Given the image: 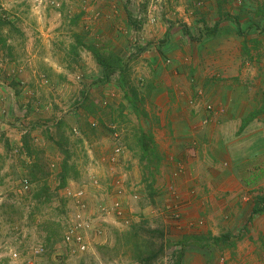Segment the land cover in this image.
Returning a JSON list of instances; mask_svg holds the SVG:
<instances>
[{
    "label": "rangeland",
    "instance_id": "374dc122",
    "mask_svg": "<svg viewBox=\"0 0 264 264\" xmlns=\"http://www.w3.org/2000/svg\"><path fill=\"white\" fill-rule=\"evenodd\" d=\"M213 21L264 35V0H0V264H138L117 240L134 227L163 233L153 264L203 246L197 231L182 233L196 210L184 211L179 184L166 186L170 120L189 97L210 100L234 78L258 94L255 116L264 113V44L248 75L196 85L179 72ZM133 160L141 194L121 177ZM80 204L102 233L88 232L81 253L56 254Z\"/></svg>",
    "mask_w": 264,
    "mask_h": 264
},
{
    "label": "crops",
    "instance_id": "0c3cea01",
    "mask_svg": "<svg viewBox=\"0 0 264 264\" xmlns=\"http://www.w3.org/2000/svg\"><path fill=\"white\" fill-rule=\"evenodd\" d=\"M213 22L212 35L204 34L193 50L188 49L190 66L179 67V72L186 71L196 85H206L210 81L208 75L214 73H246L257 64L255 49L264 44V35L253 34L252 27L248 28L249 34L240 36L235 21ZM233 80L224 86L226 89L213 86V92H222V96L215 97L212 92L210 100L202 101L189 97L184 114L170 120L173 124L167 135L173 138V144H169L172 153L165 161L166 186L179 184L183 190L180 193L188 199L183 204L184 211L197 212L196 217L188 214L182 233L197 231L199 236H219L228 232L231 241L235 240L229 248L216 243L204 247L189 245L180 264H264V210L248 221L254 202L264 191V187L260 188L264 185V113L253 115L258 94L251 96L248 86ZM196 89L193 94L197 96L202 88ZM207 104L213 110H207ZM140 174L133 160V165L121 175L126 187L130 181L140 189L138 194L143 190ZM128 192L124 194L126 199H130ZM172 194L169 192L171 197ZM245 224L246 232H240Z\"/></svg>",
    "mask_w": 264,
    "mask_h": 264
},
{
    "label": "trees",
    "instance_id": "16d2710c",
    "mask_svg": "<svg viewBox=\"0 0 264 264\" xmlns=\"http://www.w3.org/2000/svg\"><path fill=\"white\" fill-rule=\"evenodd\" d=\"M255 115V113H254ZM147 158V155L144 157ZM63 177H61V181L64 182ZM63 186V185H62ZM264 210V192L259 194L257 197V201L254 202V205L251 210L250 217L248 221H251L254 216ZM246 232V224L243 225L240 229V232ZM233 236V235H232ZM163 238V233L157 229H145L140 227H134L129 231H125L122 233L121 237L117 240L125 241L131 245V251L133 253V258L138 264H153L159 257L164 254V245L161 239ZM193 238V237H192ZM197 239H201L203 242V246L200 244H196V246L204 247L208 246L207 244H219V246L224 245L229 248L232 246L233 241H231L230 233L226 232L219 236H212L210 233L204 236L197 237ZM199 240V242H201ZM184 241H180V244H183ZM201 243V244H202ZM185 246H182L181 252L178 257H175L173 264H180L181 259L184 254Z\"/></svg>",
    "mask_w": 264,
    "mask_h": 264
},
{
    "label": "built area",
    "instance_id": "2783aa9c",
    "mask_svg": "<svg viewBox=\"0 0 264 264\" xmlns=\"http://www.w3.org/2000/svg\"><path fill=\"white\" fill-rule=\"evenodd\" d=\"M206 109L211 111L213 110V106L211 104H207ZM114 152L115 157H117L118 159V157L123 153V150L121 147H116ZM169 192L173 193V190ZM120 202L121 201L118 198L112 206L114 211H116L118 214L122 212ZM84 208L85 204H80L79 208H77V211L74 214V220L64 231L58 245H55V249L62 248V250H57L56 254L66 255L69 251L81 253L87 249V246L90 242L87 237L88 232L91 233V231H93L94 235L102 233L101 230L95 229L94 226L91 225V223L87 220ZM173 212L174 211H172V215L174 216V218L178 219V217L180 216L179 212ZM40 250H42V248H40Z\"/></svg>",
    "mask_w": 264,
    "mask_h": 264
}]
</instances>
